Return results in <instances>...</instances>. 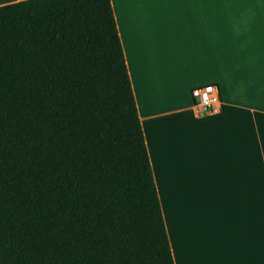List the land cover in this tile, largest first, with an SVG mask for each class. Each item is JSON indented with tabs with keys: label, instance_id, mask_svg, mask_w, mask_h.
<instances>
[{
	"label": "trees",
	"instance_id": "1",
	"mask_svg": "<svg viewBox=\"0 0 264 264\" xmlns=\"http://www.w3.org/2000/svg\"><path fill=\"white\" fill-rule=\"evenodd\" d=\"M0 264H172L109 0L0 5Z\"/></svg>",
	"mask_w": 264,
	"mask_h": 264
},
{
	"label": "crops",
	"instance_id": "2",
	"mask_svg": "<svg viewBox=\"0 0 264 264\" xmlns=\"http://www.w3.org/2000/svg\"><path fill=\"white\" fill-rule=\"evenodd\" d=\"M228 3L109 0L172 264H264V0Z\"/></svg>",
	"mask_w": 264,
	"mask_h": 264
},
{
	"label": "built area",
	"instance_id": "3",
	"mask_svg": "<svg viewBox=\"0 0 264 264\" xmlns=\"http://www.w3.org/2000/svg\"><path fill=\"white\" fill-rule=\"evenodd\" d=\"M190 112L194 119H201L220 112L221 102L217 88L206 83L189 89Z\"/></svg>",
	"mask_w": 264,
	"mask_h": 264
},
{
	"label": "bare ground",
	"instance_id": "4",
	"mask_svg": "<svg viewBox=\"0 0 264 264\" xmlns=\"http://www.w3.org/2000/svg\"><path fill=\"white\" fill-rule=\"evenodd\" d=\"M229 8H230V6H229V3H228V21L230 20V13H229ZM232 18V17H231ZM261 20V19H260ZM231 22L233 21L234 22V19L232 18L231 20H230ZM234 24V23H233ZM233 24H230L231 25V30H232V27H233ZM229 25V24H228ZM234 29V28H233ZM263 39H264V36H263Z\"/></svg>",
	"mask_w": 264,
	"mask_h": 264
},
{
	"label": "rangeland",
	"instance_id": "5",
	"mask_svg": "<svg viewBox=\"0 0 264 264\" xmlns=\"http://www.w3.org/2000/svg\"><path fill=\"white\" fill-rule=\"evenodd\" d=\"M227 7H228V5H227V0H226V18H227Z\"/></svg>",
	"mask_w": 264,
	"mask_h": 264
}]
</instances>
